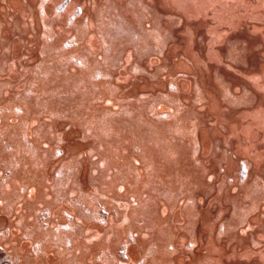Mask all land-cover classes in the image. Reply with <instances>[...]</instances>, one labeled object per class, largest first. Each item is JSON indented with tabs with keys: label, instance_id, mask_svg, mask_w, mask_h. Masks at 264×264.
Here are the masks:
<instances>
[{
	"label": "bare ground",
	"instance_id": "1",
	"mask_svg": "<svg viewBox=\"0 0 264 264\" xmlns=\"http://www.w3.org/2000/svg\"><path fill=\"white\" fill-rule=\"evenodd\" d=\"M59 1L51 0L45 8V14H53ZM40 2L41 0H7L0 7V22L4 20L7 24L1 34L9 33L13 24L18 22L14 13L18 11L20 14L17 17L20 18V28L28 34L15 39L12 57L16 59L24 54H31V60L25 62L28 65L40 60V53L46 48L42 38L43 15L39 9ZM81 3L86 6V13L91 20L105 6V0H72L67 11L60 16V26H53L54 32L59 34L53 47L60 46L62 40L77 31L83 23L84 17H79L75 25L64 28L67 25V14ZM155 4L158 12L167 14L168 19L182 21V25L175 30L178 39L168 49V61L156 58L142 64L153 71L158 64L170 63L167 76L172 77L178 73L185 76L176 80L177 91L171 90L167 77L153 80L150 76L137 72L132 66L133 58L128 57L123 68H105L115 74L111 83L123 87H115L111 91L107 81L93 82L90 79L95 68L103 66L102 57L97 61L93 59L92 65L87 69L71 67L74 78L85 80L90 85L96 84L99 90L90 92L86 98L85 106L88 110L82 111L80 108L81 110L75 111L79 116H70L71 119L67 122L47 118L50 124L55 122V131L48 134L51 153L58 145L57 136L67 124L71 125L67 132L70 139L63 144L66 153L33 176L34 180L43 179V182L36 186L29 198L24 197L25 212L21 219L31 216L41 199H46V205L55 207L54 217L58 222L65 221L61 213L63 210L73 211L80 216L69 203L55 204L51 185L58 164L70 165L79 154L86 152L81 159L75 183L69 186L67 192L70 195H76L80 191L90 192L110 209L109 223L101 226L91 219L81 222L83 236L78 241L76 250H83L78 255L74 252L67 255L51 252L32 260L31 255L27 254V264H105L96 257L99 254H110L113 247L126 240L129 231H136L139 236L136 244L131 247L130 262L145 257L149 253V245L157 244L160 253L152 255L144 264H176L173 260L175 257H179V263L183 264L184 253L192 256L187 258L189 264H264V245H254L256 241L264 242V228H256L264 225V194L256 191L258 188L264 189V0H155ZM26 14L31 17L30 20L23 18ZM31 26L33 30H30ZM91 28L93 29V25ZM239 43L245 44L244 62H232L240 53L237 47ZM100 44L98 37L91 35L77 48L64 51L59 60L66 59L74 51L83 53L82 50L86 48L94 50ZM8 67L6 76L0 74V83L14 81L20 76L21 71L13 63ZM27 84L28 81L22 82L11 89L4 101L24 91ZM148 91L151 94L147 99L135 100V117L131 116L129 120L123 117L118 123L111 122L114 113H120L123 99ZM159 96L169 99L179 97L190 104L191 107L186 109L183 117H197L202 122L209 116L207 111L213 116L212 121H204L208 123L200 126L196 136L198 143L202 142L203 146L200 154L202 164L195 165L192 157L195 146L192 135L187 131L189 125L183 137H176L168 133L176 120L159 122L150 115L151 104ZM98 97L103 101L92 103ZM201 97L206 99L204 108L195 105ZM169 109V105L165 103L159 107V111ZM202 111L205 112L204 115H200ZM99 119L102 124L119 131L120 136L112 139L100 133L96 138L83 136L84 126L97 123ZM24 120L25 118L19 117L13 122L19 124ZM26 120L32 123L29 132L32 133L39 118L31 114ZM154 126L161 127L159 136L162 140L152 137ZM72 132L75 135H70ZM126 139L129 140L127 144ZM216 141L217 146L214 147ZM136 147L144 149L136 152ZM188 153L190 154L187 155ZM94 156L97 158L94 159ZM144 159L152 161L154 173L146 171ZM220 160H223L225 170L207 179V168L215 174L222 167L215 165ZM241 161L248 164L250 171L249 178L243 184L237 179ZM185 175L189 176L186 186H172L173 192L180 188L192 189L196 185L198 193H202L199 197L192 193L174 205L153 193L151 185L155 177L165 178L162 186H170L182 184ZM231 177L233 179L230 180ZM29 180L15 178L6 188L9 187L12 192L10 194L15 196L20 190L18 183ZM168 181L171 184H167ZM199 182H202L201 185ZM203 195L206 196V201L202 199ZM146 198L151 202L147 204ZM188 199L192 202L186 203ZM136 200L137 205L134 204ZM156 209L157 215L151 218ZM242 209H247L248 214L250 213L245 218L249 232L236 233V243L222 247V240L229 239L232 226L239 224L242 219L239 212ZM20 210L16 205L17 215H21ZM194 219L202 227L203 234L208 235L202 249H198L199 245L196 249H186L189 241L197 239ZM142 220L147 222L139 224ZM5 222L13 224L8 218ZM222 227H225L223 233ZM20 234L21 229L15 227L11 243L16 242V253L26 254L32 241H22L18 238ZM40 235L33 239L40 238ZM113 258L119 260L116 255Z\"/></svg>",
	"mask_w": 264,
	"mask_h": 264
},
{
	"label": "rangeland",
	"instance_id": "2",
	"mask_svg": "<svg viewBox=\"0 0 264 264\" xmlns=\"http://www.w3.org/2000/svg\"><path fill=\"white\" fill-rule=\"evenodd\" d=\"M50 1L41 0L39 4V9L43 15L42 38L46 44L45 50L40 53V60L33 62L32 65H28L25 62L31 60V54H24L16 59L12 57L15 39L28 34L27 31H22L20 28V18H17L20 16L18 11L14 13V18L16 17L18 22L13 24L9 33H0V74L3 76L8 74L10 63H13L16 69L21 71L20 76L14 81L0 83V205L3 206V210L0 211V264H27L28 255H31L32 260H36L51 252L65 255L74 252L78 255L83 250H76L78 241L83 236L81 222L91 219V221L101 226L109 223L110 209L90 192L80 191L76 195H70L67 192L71 185L75 183V178L81 166V159L86 152L79 154L70 165L58 164L55 167L53 183L51 185L54 191L53 198L55 199V204L69 203L79 212L80 216L78 217V214H75L73 211L63 210L61 213L65 221L58 222L57 218L54 217L56 212L55 207L49 204L46 205V199H41L37 207L34 208L33 214L21 219L23 212H25L24 197L29 198L36 186H39V183L43 182V179L34 180L33 176L46 169L50 162L62 157L66 153L63 144L70 139L67 132L71 129V125L67 124L57 136L58 145L54 148V152L51 153L52 151L49 148L51 140L48 138V134L55 131V122L50 124L47 118L67 122L71 119L70 116H79L75 111L81 109L82 111L88 110L85 106L87 103L86 98L90 92H98L99 90L96 84L90 85L85 80L74 78L71 67L76 66L87 69L92 65L93 59L97 61L99 57H102L101 62L103 66H97L95 73L90 79L93 82L99 80L107 81L111 91L115 87L116 89H122L123 87L111 83L115 74L113 75L111 72L106 71L105 68L112 70L123 68L126 66V59L128 57L133 58L132 66L137 72L146 74L153 80L167 77L169 81L168 87L171 90L177 91L176 80L178 77L185 76L182 73H178L172 77L167 76L170 63L158 64L153 71H150L142 64L143 62H151L156 58L159 61H168V49L178 39L175 30L182 25V21L168 19L167 14L158 12L155 0H105L104 8L94 20H91L90 16L87 15L84 3L78 4L67 14V25L64 28L68 29L75 25L79 17H84L83 23L77 31L62 40L63 42L60 46H54L55 48L52 45L59 34L54 32L53 26L55 27L59 24L61 14L67 11L72 0H60L56 5L55 12L49 15L45 14L44 11ZM6 3L7 0H0V7ZM23 18L30 20L31 17L26 14ZM91 25H93V29ZM6 26V21L0 22V32ZM30 30H33L32 26ZM91 35L98 37L101 43L99 47L94 48V50L83 49V53L74 51L66 59L59 60L62 58L64 51L77 48ZM245 43L247 44V41ZM237 47L240 53L237 58L231 61L237 63L244 62V54L246 53L245 44L239 43ZM27 81L28 84L24 91L18 92L13 98L8 99L9 101H4L5 96L11 89ZM150 94L148 91L127 96L122 100L120 113H114L111 122L118 123L123 117H126L127 120L131 116L135 117V100L147 99ZM102 101L98 97L92 103L98 104ZM205 102L206 99L201 97V100L199 102L196 101L195 105L204 108ZM164 103L169 105L170 109L159 111L160 105ZM189 107L191 105L179 97L169 99L165 96H159L151 104L149 113L159 122L176 120L175 124L170 126L168 130L169 134H173L176 137H183L186 134L185 129L189 125L187 131L192 135L191 137H193L195 146L192 157L195 160V165H200L203 162V159L200 157L203 146L202 142L198 143L196 136L200 130V126L202 127L205 123L212 121L213 116L207 111L209 116L203 119L202 122L197 117L190 119L189 117H183L186 109ZM123 111L131 114H125ZM200 113V115L205 114L203 111ZM31 114H35V117L39 118V123L33 127L32 133H29L32 123L26 120V117ZM19 117L25 118V120L19 124L13 122L15 118ZM206 120L208 122H204ZM96 122L86 124L82 135H85L86 138H96L97 134L100 133L104 134L108 139L120 136L119 131H115L105 125V123L102 124L100 119ZM160 128L154 126L152 132V137H158V140L161 139L159 136ZM70 135H75V133L72 132ZM128 141L126 139L125 143H129ZM196 141L197 143H195ZM217 142L214 143V147L217 146ZM143 149L142 147H136L135 151L142 152ZM93 158L96 159L97 156ZM143 161L146 163V171L148 173L153 171L154 166L152 161L149 159H144ZM137 163L139 164V162ZM222 164L223 160L215 163L216 166H222L215 174L210 171V168H207V179L213 178L218 173L224 171L225 165ZM249 173L248 164L245 161H241L237 171L238 182L240 184L246 182L249 178ZM188 177V175L184 176L182 184L162 186L165 183V178L157 176L152 181V191L158 198L167 199L173 202L174 205L179 204L185 196L192 193H195L199 197L202 193H198L196 185L192 189L180 188L178 191L173 192L172 186H186ZM15 178L30 180L25 183L24 181H20L18 183L20 188L19 193L14 196L10 194L12 192L9 191V187L6 188V185L10 184ZM231 179L233 178L231 177ZM166 183L171 184L170 181ZM201 183L199 182V185ZM146 187L147 185L144 188ZM256 191L259 194H264V189L258 188ZM202 199L206 201V196L203 195ZM145 201L147 204L151 202L149 198H146ZM262 201L264 203L263 199ZM191 202L190 199L186 201V203ZM137 203L138 200L134 201V204L137 205ZM16 205L21 208V215H17L18 212L15 211ZM255 209L257 211V208ZM223 211L224 209L221 210V212ZM251 211L254 212L253 210ZM239 212L242 219L240 218L239 224L232 226V234L228 240H222V247L236 243V233H248L250 230L249 226H246L245 223V218L250 213L248 214L247 209H242ZM157 213L158 210H154L151 218L157 215ZM7 218L13 221L12 225L5 222ZM145 221L147 222V220ZM145 221L142 220L139 224H145ZM194 225L197 239L189 241L186 249H196L198 245V249H202V245L208 239L207 233L203 234L202 227L197 225L196 220ZM15 227L21 229L19 239L22 241H32L26 254L16 253V242L11 243L12 232ZM256 228L262 229L264 225H259ZM223 232H225V227L221 228V233ZM38 234H41L40 238L34 240L33 238ZM51 236H53L52 240L50 239ZM138 238L139 236L136 231H129L126 240L118 246L113 247L110 254H99L96 259L105 262V264H144L152 255L160 253L157 244H150L149 253L145 257H140L135 262H130L131 247L136 244ZM254 245L262 247L264 242L256 241ZM114 255L119 258L118 261L113 258ZM191 257L190 253H184L183 264H189L187 258ZM173 260L176 264H180L179 257H175Z\"/></svg>",
	"mask_w": 264,
	"mask_h": 264
}]
</instances>
